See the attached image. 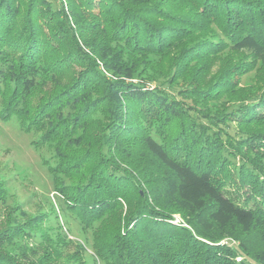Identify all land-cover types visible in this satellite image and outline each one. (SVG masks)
<instances>
[{"label": "trees", "instance_id": "1", "mask_svg": "<svg viewBox=\"0 0 264 264\" xmlns=\"http://www.w3.org/2000/svg\"><path fill=\"white\" fill-rule=\"evenodd\" d=\"M0 117L52 151L92 264H264V0H0ZM15 211L0 264H89Z\"/></svg>", "mask_w": 264, "mask_h": 264}, {"label": "rangeland", "instance_id": "2", "mask_svg": "<svg viewBox=\"0 0 264 264\" xmlns=\"http://www.w3.org/2000/svg\"><path fill=\"white\" fill-rule=\"evenodd\" d=\"M261 71L258 67L246 74L242 84L255 85ZM37 138L36 132H24L16 118L5 121L0 117V182L7 190L6 202L0 205V226L9 209H16L17 219H22L24 213L27 216L49 213L45 227H50V235L56 238L62 228L73 241L63 250L73 252L76 243L80 242L87 249L85 258L92 264V232L82 228L79 221L62 208L60 197L54 190L53 176L45 165L46 159L51 161L52 151L48 147H37L33 143ZM174 217L177 221L180 219L178 215ZM40 241L38 238L36 243L28 245L35 249ZM223 242L237 246L234 240L225 239Z\"/></svg>", "mask_w": 264, "mask_h": 264}, {"label": "built area", "instance_id": "3", "mask_svg": "<svg viewBox=\"0 0 264 264\" xmlns=\"http://www.w3.org/2000/svg\"><path fill=\"white\" fill-rule=\"evenodd\" d=\"M241 259H242V257H237V258H236L237 261H239V260H241Z\"/></svg>", "mask_w": 264, "mask_h": 264}]
</instances>
